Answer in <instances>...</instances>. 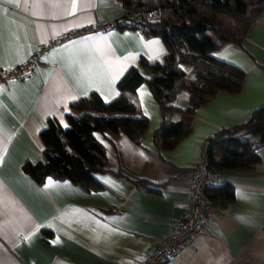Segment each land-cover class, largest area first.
Segmentation results:
<instances>
[{"label":"crops","instance_id":"0c3cea01","mask_svg":"<svg viewBox=\"0 0 264 264\" xmlns=\"http://www.w3.org/2000/svg\"><path fill=\"white\" fill-rule=\"evenodd\" d=\"M116 1L0 0V70L38 54L34 67L0 85V264H140L179 220L205 140L264 105L263 8L239 44L214 52L245 71L240 91L217 90L197 106L190 131L171 149L155 142L161 112L142 81L129 94L147 117L140 141L121 130L93 132L106 157L107 171L97 174L102 187L35 180L24 165L45 161L40 130L48 119L68 127L72 101L91 92L113 99L128 67L139 66L141 57L159 60L164 54L158 35L109 26L125 12ZM71 31L79 33L49 45ZM187 103V92L179 91L173 104ZM180 116L173 112L167 118ZM256 150L252 168L217 173L213 185L231 183L234 200L213 202L204 229L163 264H264V145ZM119 169L145 178L146 185L111 172Z\"/></svg>","mask_w":264,"mask_h":264},{"label":"trees","instance_id":"16d2710c","mask_svg":"<svg viewBox=\"0 0 264 264\" xmlns=\"http://www.w3.org/2000/svg\"><path fill=\"white\" fill-rule=\"evenodd\" d=\"M125 10H154V15L139 29L145 35H158L165 51L162 59H139V66L128 67L118 79V94L104 101L97 93L80 97L69 104L66 118L69 126L62 128L48 119L40 130L45 161L25 163L24 169L38 182L46 177L69 179L84 188H100L97 174L107 171L103 145L93 132L123 131L138 143L147 126V117L129 97L145 81L161 112L154 138L159 148L171 149L191 128L193 110L207 102L217 90L237 93L245 71L238 65L220 59L214 52L225 44H239L249 25L264 8V0H117ZM128 20L123 15L110 23L119 25ZM182 64L190 66L186 78ZM142 67L148 71L145 76ZM187 92L184 107L173 104L177 93ZM179 112L180 118L170 120L168 114ZM264 145V105L254 108L249 118L230 127L218 128L205 140L209 167L215 171L234 168L249 169L258 161L257 146ZM113 174L125 176L138 186L145 178L133 177L119 169ZM150 191L151 188L146 187ZM205 194L213 202L234 200L231 183L211 185ZM214 205V204H212ZM47 231V230H46ZM44 231V233H46Z\"/></svg>","mask_w":264,"mask_h":264},{"label":"built area","instance_id":"2783aa9c","mask_svg":"<svg viewBox=\"0 0 264 264\" xmlns=\"http://www.w3.org/2000/svg\"><path fill=\"white\" fill-rule=\"evenodd\" d=\"M117 5H120L116 1ZM128 20H121L120 26L141 29L154 15V10H125ZM112 21L111 23H113ZM79 31H71L61 35L57 40L51 41L50 46L56 45L67 38L77 35ZM38 63V54L27 59L25 62L14 68L0 70V85L7 84L9 78L22 75ZM217 172L213 171L207 162L205 154V143L202 148V155L198 162L192 167L189 177L187 199L180 211V218L173 229L162 236L148 253L147 257L140 264H163L180 247L188 244L193 235L204 229V221L207 216L215 211L214 206L205 194V189L214 184ZM22 237V236H20Z\"/></svg>","mask_w":264,"mask_h":264},{"label":"rangeland","instance_id":"374dc122","mask_svg":"<svg viewBox=\"0 0 264 264\" xmlns=\"http://www.w3.org/2000/svg\"><path fill=\"white\" fill-rule=\"evenodd\" d=\"M160 37V36H159ZM161 38V37H160ZM162 56L159 59H162ZM182 67L184 68V70L186 71V78L188 80V78L191 77V71H190V66L188 64H182Z\"/></svg>","mask_w":264,"mask_h":264}]
</instances>
